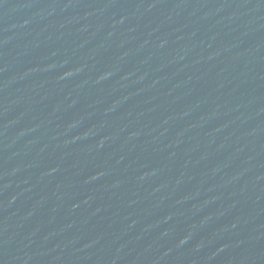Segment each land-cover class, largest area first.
Here are the masks:
<instances>
[{"label": "water", "instance_id": "water-1", "mask_svg": "<svg viewBox=\"0 0 264 264\" xmlns=\"http://www.w3.org/2000/svg\"><path fill=\"white\" fill-rule=\"evenodd\" d=\"M0 264H264V0H0Z\"/></svg>", "mask_w": 264, "mask_h": 264}]
</instances>
